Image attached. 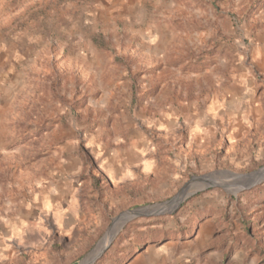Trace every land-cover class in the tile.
Listing matches in <instances>:
<instances>
[{
    "label": "rangeland",
    "instance_id": "374dc122",
    "mask_svg": "<svg viewBox=\"0 0 264 264\" xmlns=\"http://www.w3.org/2000/svg\"><path fill=\"white\" fill-rule=\"evenodd\" d=\"M244 74L264 92V0H0V264H85L153 205L88 264H264V159L185 165L182 133L160 177L98 163Z\"/></svg>",
    "mask_w": 264,
    "mask_h": 264
},
{
    "label": "crops",
    "instance_id": "0c3cea01",
    "mask_svg": "<svg viewBox=\"0 0 264 264\" xmlns=\"http://www.w3.org/2000/svg\"><path fill=\"white\" fill-rule=\"evenodd\" d=\"M234 83L226 96L208 107L184 115L171 111L143 124L120 152L110 149L98 156L110 187L124 188L141 183L145 177L161 176L165 151L156 140L160 136L173 139L184 133L179 148L185 165L192 155L203 156L204 163L213 162L214 157L228 168L237 162L260 164L264 159V92L255 75L244 74Z\"/></svg>",
    "mask_w": 264,
    "mask_h": 264
},
{
    "label": "bare ground",
    "instance_id": "6f19581e",
    "mask_svg": "<svg viewBox=\"0 0 264 264\" xmlns=\"http://www.w3.org/2000/svg\"><path fill=\"white\" fill-rule=\"evenodd\" d=\"M120 218V217H119ZM126 219L122 218L112 224V227L109 230V234L104 237L101 242L96 246V248L91 252V254L85 259V264L90 263V261L94 258L95 255L99 252V250L110 240L112 235L122 226Z\"/></svg>",
    "mask_w": 264,
    "mask_h": 264
},
{
    "label": "water",
    "instance_id": "95a60500",
    "mask_svg": "<svg viewBox=\"0 0 264 264\" xmlns=\"http://www.w3.org/2000/svg\"><path fill=\"white\" fill-rule=\"evenodd\" d=\"M165 203H168V202H165ZM155 206H158V205H153L150 207H141V208H137V209H134L128 212H123L118 217H126L127 219V218H135V217L150 214V213H155V211H150V208H154ZM101 252H103V249L101 250ZM101 252L99 254H101Z\"/></svg>",
    "mask_w": 264,
    "mask_h": 264
}]
</instances>
